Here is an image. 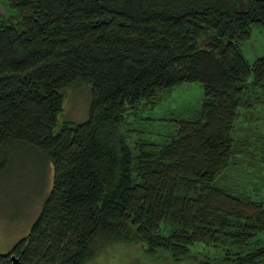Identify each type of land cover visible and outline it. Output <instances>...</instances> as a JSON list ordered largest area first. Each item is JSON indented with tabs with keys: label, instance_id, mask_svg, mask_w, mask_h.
<instances>
[{
	"label": "trees",
	"instance_id": "trees-1",
	"mask_svg": "<svg viewBox=\"0 0 264 264\" xmlns=\"http://www.w3.org/2000/svg\"><path fill=\"white\" fill-rule=\"evenodd\" d=\"M6 1L0 171L3 148L23 140L45 150L53 181L0 264L10 253L84 264L104 244L138 240L154 255L181 259L199 242L221 251L202 264H264V177L247 188L242 166L264 160V135L236 133L240 116L264 110V54L249 61L240 47L264 27V0ZM78 82L92 84L88 116L56 128ZM188 82L197 103L156 120L159 97Z\"/></svg>",
	"mask_w": 264,
	"mask_h": 264
},
{
	"label": "rangeland",
	"instance_id": "rangeland-1",
	"mask_svg": "<svg viewBox=\"0 0 264 264\" xmlns=\"http://www.w3.org/2000/svg\"><path fill=\"white\" fill-rule=\"evenodd\" d=\"M12 11L6 0H0L1 16L9 15ZM240 47L249 61L264 54V27L253 23L249 36L241 40ZM63 93L62 109L57 114L56 128L63 121L79 122L87 118L92 84L78 82L66 87ZM199 96L200 87L196 82L182 83L159 97L151 115L156 120L180 115L190 110ZM251 112L252 115L247 114L254 116V119L249 121L243 116L237 119L236 133L241 137L248 136L256 143L257 137L264 135V110L256 106ZM129 116L132 117L133 113L129 112ZM163 125L167 127L165 122ZM3 151L7 164L0 171V252H7L20 237L28 233L37 217L52 185L53 164L45 150L31 142H10ZM242 166H245L243 182L247 188L261 182L260 176L264 177V160H260L255 166ZM145 248L146 244L139 240L107 243L99 247L84 264H202L201 260L221 252L212 245L197 242L191 247L194 255L175 259L150 254ZM209 264L214 263L210 261Z\"/></svg>",
	"mask_w": 264,
	"mask_h": 264
},
{
	"label": "water",
	"instance_id": "water-1",
	"mask_svg": "<svg viewBox=\"0 0 264 264\" xmlns=\"http://www.w3.org/2000/svg\"><path fill=\"white\" fill-rule=\"evenodd\" d=\"M236 8H243V1L242 0H233ZM10 259L12 264H16L18 262V258L14 253H10Z\"/></svg>",
	"mask_w": 264,
	"mask_h": 264
}]
</instances>
